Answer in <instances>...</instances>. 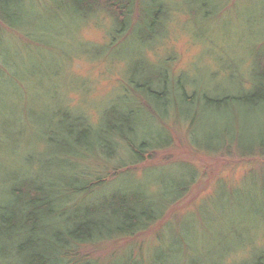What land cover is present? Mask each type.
<instances>
[{"label": "trees", "instance_id": "1", "mask_svg": "<svg viewBox=\"0 0 264 264\" xmlns=\"http://www.w3.org/2000/svg\"><path fill=\"white\" fill-rule=\"evenodd\" d=\"M49 1L59 23L76 18V23L85 19L83 24L95 13L112 11L122 33L133 30L138 47L123 55L130 59L129 83L126 82L129 93L120 104H109L96 125L83 114L59 106L48 117L60 120L59 133L54 122L43 132L49 149L46 156L28 143L19 145L22 132L3 133L0 264H101L80 257V250L141 236L160 223L197 184L193 168L180 163L160 169L182 167L186 172L182 176L170 173L171 177L160 183H148L147 178L133 180L122 190L97 195L109 190L114 180L131 174L132 167L144 164L148 156L171 148V124H188V139L195 152L214 157L264 158V51L254 52L256 67L250 68L256 71H246L248 78L228 80L226 87L220 83L211 85L219 78L216 72L210 73L212 78L208 80L190 83L183 72L176 77L168 69L167 60L156 65L146 57L147 49L167 33L171 21L167 19V0H145V8L139 0ZM135 6L141 7L140 13ZM201 6L191 13L210 25L219 10L205 0ZM32 11L35 8L30 0H12L11 5L0 7V21L27 43L46 47L57 44L51 38V28L36 30L30 21ZM135 14L137 22L131 23ZM1 50L4 49H0V67L4 68L7 59ZM221 61L226 64L222 66L225 75L232 70L236 73L233 58ZM244 83L250 87H244ZM190 84L192 90L187 89ZM28 147L32 151L28 152ZM111 176L112 182L108 181ZM187 240L182 241V246ZM174 248L175 244L166 250L158 249L152 264H169ZM143 263L128 257L106 264ZM248 264H264V250Z\"/></svg>", "mask_w": 264, "mask_h": 264}, {"label": "rangeland", "instance_id": "2", "mask_svg": "<svg viewBox=\"0 0 264 264\" xmlns=\"http://www.w3.org/2000/svg\"><path fill=\"white\" fill-rule=\"evenodd\" d=\"M30 1L35 8L30 21L36 30L51 28V38L58 43L51 47L27 43L0 21V49H4L1 52L7 59L5 69L0 67V138L7 131L22 132L19 145L28 143L46 156L49 149L43 132L54 122L59 133L60 120L48 118L59 106L83 114L96 125L109 104H120L129 93L126 82L130 59L123 55L131 54L138 44L133 30L122 33L108 9L90 16L86 23L82 24L85 19L76 23L72 17L64 19V24L55 18L49 0ZM139 1L145 8L146 1ZM205 1L219 10L210 25L191 13L201 9L203 0H167V19L171 20L167 33L147 49L146 57L156 65L167 60L168 69L176 77L185 73L190 83L208 80L212 78L210 73L219 72L211 85L220 83L226 87L228 80L248 78L245 72L256 67L254 52L264 51V0ZM11 2L0 0V7ZM140 8L135 6V11ZM137 19L135 14L131 23ZM222 58H233L236 73L232 70L225 75ZM8 64H12L11 68ZM243 86L250 87L248 83ZM187 89L193 86L187 85ZM8 124L13 125L9 128ZM188 127L184 123L171 124V148L148 156L144 164L132 167L131 174L114 180L109 190L97 195L122 190L133 180L147 178L148 183H160L171 174L182 176L186 174L182 167L160 169L180 163L193 168L197 184L146 233L83 247L80 257L101 264L128 257L152 264L158 249L166 250L175 244L169 264H246L264 250V158L214 157L195 152L189 143ZM29 147L28 152L32 151ZM170 170L174 172H167ZM112 179L108 177V181ZM184 239L188 240L182 246Z\"/></svg>", "mask_w": 264, "mask_h": 264}]
</instances>
